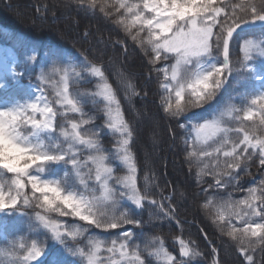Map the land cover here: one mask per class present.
Masks as SVG:
<instances>
[{
	"label": "snow or ice",
	"instance_id": "6c2138e0",
	"mask_svg": "<svg viewBox=\"0 0 264 264\" xmlns=\"http://www.w3.org/2000/svg\"><path fill=\"white\" fill-rule=\"evenodd\" d=\"M63 6L93 15L98 10L143 51L148 77L155 73L159 80L164 114L184 132L185 160L195 161L197 183L211 177L201 207L214 209L211 223L241 264H264V176L247 188L240 184L253 164L264 172V0H64ZM37 66L34 52L22 64L3 57L0 264H46L53 246L62 256L52 264H192L203 258L195 241L182 235L174 238L173 253L162 236L142 247L136 232L125 228H142L138 217L147 206L154 226L175 221L183 232L176 190L165 195L157 182L153 191L154 173L138 184L134 129L104 65L86 56H57ZM232 82L234 94L209 117L181 122L218 101ZM122 86L125 100L141 95L131 80ZM229 187L244 195L219 194ZM210 189L216 191L208 195ZM9 218H27L29 235L10 239ZM208 257L221 264L217 247Z\"/></svg>",
	"mask_w": 264,
	"mask_h": 264
},
{
	"label": "trees",
	"instance_id": "16d2710c",
	"mask_svg": "<svg viewBox=\"0 0 264 264\" xmlns=\"http://www.w3.org/2000/svg\"><path fill=\"white\" fill-rule=\"evenodd\" d=\"M63 4L64 0H0V41L16 50L21 64L27 62V57L34 52L38 57L39 66H43L46 62L50 63L57 56L74 59H82L86 56L90 61L104 65L109 81L120 98L125 118L134 129L132 150L136 154L138 165V184L143 186L145 174L152 180L154 173L153 191H156L157 182L165 195L173 189L176 190L175 199L179 204V218L183 232L181 233L175 221L172 223L165 221L162 225L155 223L154 226L149 222L153 209L147 206L138 217L145 221L142 228H133L132 225H127L125 228L136 232V242L142 247L152 237L162 236L168 250L173 253L178 252V244L174 242L175 237L182 235L185 240L195 241V246L205 256L194 260L192 264H210L208 253L212 246L217 247L221 264H241L243 258L235 247L211 223L210 218L214 209L201 207L206 198L202 188L208 187L211 177H202V182L197 183L195 161L185 160V146L182 140L184 132L178 128L175 121H170L164 114L161 107L163 92L159 88L156 74L153 73L151 78L148 77L147 57L143 51L131 39H125L123 32L119 31L111 19H106L98 10L93 15L85 10L65 8ZM45 5L48 6L47 12L44 10ZM8 30L11 32H7ZM85 32L88 33L87 36ZM118 40L121 43H116ZM238 58L239 53L234 52L233 61ZM39 66L36 68L37 71ZM25 80H29L27 76ZM125 80H131L141 92L139 97L124 99L125 89L122 82ZM80 87L91 88L93 85L82 84ZM234 87L235 82H232L218 101L205 109L193 110L187 114V117H182L181 122L202 121L209 117L227 100L229 94H234ZM145 91L148 93L147 96L143 95ZM145 112L152 118H146ZM154 122L159 124L156 130L152 128ZM96 123L101 124L103 120L99 119ZM170 129L176 133L175 140ZM151 130H154L158 143L150 150L148 133ZM104 144L106 148L111 147L110 137L104 138ZM190 165L191 171H189ZM250 171L252 175H241L240 184L244 188L264 176V172H261L255 164ZM122 174L123 170H117L116 175ZM215 191L210 189L208 195ZM181 192L184 193L182 197ZM228 192L232 193L234 199L244 195V192L232 187L221 190L219 194L226 196ZM127 203L125 201V204ZM28 212L31 214V209ZM64 219L71 221L72 218ZM8 225L9 231L12 232L10 239L29 235L27 218L19 222L15 218H9ZM201 229L203 232L200 231ZM91 231L101 236L108 235L94 227ZM116 231L112 230V233L115 234ZM2 232L3 228L0 227V236ZM205 233L207 239L204 238ZM61 256L59 246L51 247L45 259L46 264H52ZM255 259L258 262L261 260L259 253L256 254Z\"/></svg>",
	"mask_w": 264,
	"mask_h": 264
},
{
	"label": "rangeland",
	"instance_id": "374dc122",
	"mask_svg": "<svg viewBox=\"0 0 264 264\" xmlns=\"http://www.w3.org/2000/svg\"><path fill=\"white\" fill-rule=\"evenodd\" d=\"M7 32H11V31L8 30ZM5 54H7L10 58H14L19 63V56H18V53L16 52V50L12 46L0 41V73H2V71H3V57H4ZM32 82H35L34 79L32 80ZM23 83L25 85H27L29 83V80L26 81L24 79ZM145 117L146 118H152V117H149V115L146 112H145ZM158 126H159V124L154 122L153 125H152V128H155L154 130H156L158 128ZM154 130H151L148 133L149 143L151 145L150 146V150L152 149V146H154V144L158 143V139H157V137L154 134ZM2 234H3V232H2Z\"/></svg>",
	"mask_w": 264,
	"mask_h": 264
}]
</instances>
